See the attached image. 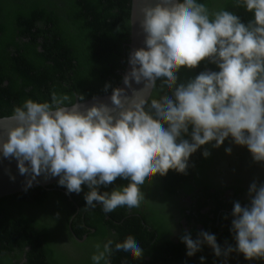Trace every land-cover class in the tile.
Here are the masks:
<instances>
[{
    "label": "clouds",
    "instance_id": "clouds-1",
    "mask_svg": "<svg viewBox=\"0 0 264 264\" xmlns=\"http://www.w3.org/2000/svg\"><path fill=\"white\" fill-rule=\"evenodd\" d=\"M233 5L253 17L244 23L234 12L210 11L199 0H145L140 25L146 48L130 53L131 71L123 78L132 95L115 88L111 107L99 103L83 110L55 93L51 103L29 99L3 118L14 123L0 129V154L15 158L20 174H31L27 187L42 173L59 177L58 185L68 193L79 194L86 185L85 207L101 204L105 213L139 209L145 201L142 189L155 175L185 173L190 156L213 141L220 147L231 137L254 161L264 162V0H233ZM206 60L218 71H202L177 85L181 67L195 68ZM133 81L143 88L134 89ZM165 90L172 95L158 100ZM189 126L190 140L183 138ZM117 178L127 185L99 191ZM249 194L250 207L233 206L236 247L222 251L215 235L201 232L193 240L186 233L181 241L187 256L207 244L217 257L238 251L246 260H264V184L252 183ZM112 245L108 240L101 250L97 244L93 264H110ZM115 250L130 259L144 254L131 237L115 243ZM200 260L203 264L205 257Z\"/></svg>",
    "mask_w": 264,
    "mask_h": 264
},
{
    "label": "trees",
    "instance_id": "trees-1",
    "mask_svg": "<svg viewBox=\"0 0 264 264\" xmlns=\"http://www.w3.org/2000/svg\"><path fill=\"white\" fill-rule=\"evenodd\" d=\"M199 2L210 11H232L244 23L253 17L245 8L234 6L233 0ZM130 8L131 0H0V118L11 116L15 107L29 99L51 103L53 93L67 96L65 104L71 105L76 98L84 101L113 91L129 52ZM202 71L218 68L207 60L195 68L181 67L177 85ZM171 95L165 90L157 99ZM191 130L189 126V135L183 138L190 140ZM231 140L226 138L220 147L214 146L215 141L202 146L190 156L185 173L169 170L165 176L155 175L142 189L145 201L137 210L118 208L105 213L101 204L85 207L86 185L79 194L68 193L58 181L0 197V264H67L63 257L67 250L89 253L90 246L97 244L102 250L108 240L113 241L110 264H200L201 256L203 263L222 264L223 255L217 257L207 244L187 256L181 241L187 232L180 228V234H172L174 217L180 214L191 224L188 233L193 240L208 232L220 247L236 246L231 230L233 206L247 202L241 199L240 180L231 185L210 183V175L215 176L226 160L233 164L251 157L247 147L246 159L238 158V151L228 157ZM204 151L210 155L205 157ZM127 183L117 178L99 191L111 193ZM227 187L233 195H225ZM187 196L190 202L183 201ZM73 233L79 239L86 235L85 242L78 244ZM129 237L144 249L141 259L115 250V243ZM89 257L68 264H93L88 263Z\"/></svg>",
    "mask_w": 264,
    "mask_h": 264
},
{
    "label": "water",
    "instance_id": "water-1",
    "mask_svg": "<svg viewBox=\"0 0 264 264\" xmlns=\"http://www.w3.org/2000/svg\"><path fill=\"white\" fill-rule=\"evenodd\" d=\"M155 2V0H153ZM145 6V0H137L134 4L133 0H131V8H130V35L129 42L127 46L129 47V52L127 56V61L125 63V67L123 70L119 71L121 75V81L116 88H125L126 95L129 97L132 95V91L127 89L126 85L123 83L124 76L131 71V65L129 64V55L131 52L140 49L146 48L145 39L146 33L143 31L140 21L142 20V12L141 8ZM132 86L134 89H142L143 84H136L134 81L132 82ZM111 95L112 91L91 97L84 101H79L76 98V103L81 104L82 110L87 107H91L93 104L104 103L109 107L112 106L111 103ZM150 98V97H149ZM9 117V116H7ZM0 118V129H2L5 125L11 126L14 122L4 120ZM27 163V162H26ZM31 174H20L18 169V162L15 158H5L0 154V197L11 195L14 193L22 192L28 189H32L35 187H45L50 185L56 181H58L59 177H50L49 175L42 173L38 177H36L35 181H33L31 187H27V180L30 179ZM14 178V179H13Z\"/></svg>",
    "mask_w": 264,
    "mask_h": 264
},
{
    "label": "flooded vegetation",
    "instance_id": "flooded-vegetation-1",
    "mask_svg": "<svg viewBox=\"0 0 264 264\" xmlns=\"http://www.w3.org/2000/svg\"><path fill=\"white\" fill-rule=\"evenodd\" d=\"M232 141V140H231ZM231 145L233 146L230 153H228V157H230V154L232 152H239L240 150H244L246 146H240L236 145L234 141L231 142ZM237 162V161H236ZM234 162L233 164L227 160L225 161V166L221 167V170L219 169L217 174L215 176L210 175V183L213 185H223V184H229L233 183L236 180H240V186L242 187V194L241 199L242 201H247L242 207H248L251 205V196L249 194V188L252 183H256L257 186L260 184H264V162H256L253 160L252 155L249 160L245 162ZM231 163L230 165H228ZM209 177V176H208ZM231 185V184H229ZM225 195L231 196L233 195V190L230 187L226 188ZM71 200V199H69ZM183 201H189V196L186 198H183ZM178 206V205H177ZM178 211V209H176ZM178 214V213H177ZM175 218V227L174 232L172 234V237L175 235L180 234V228H183L187 233L189 232L191 228V224L187 222L186 219L181 218L180 214L174 217ZM197 228L201 229V225H197ZM179 232V233H178ZM178 233V234H177ZM73 237H75V234L73 233ZM86 235H83L81 239L76 238V241L78 244H82L86 240ZM175 240V239H174ZM221 247H223V250L226 251L229 247H227L224 244H220ZM96 245L90 246V252L81 250L80 249H73V250H67L69 254L63 255L64 259L66 260L67 264L70 261H80L81 258H88V263H93L91 257L94 254L91 250L96 249ZM236 246H232V248H235ZM63 249H66V247L62 246ZM61 248V249H62ZM59 251V250H58ZM65 254V253H63ZM24 256V255H21ZM20 256V258H22ZM66 257V258H65ZM222 264H264V260H246L242 253H239L238 251H232L227 257L223 256V258L220 260ZM226 262V263H225ZM80 264H83L82 262ZM201 264V263H200ZM203 264H213V263H203Z\"/></svg>",
    "mask_w": 264,
    "mask_h": 264
},
{
    "label": "rangeland",
    "instance_id": "rangeland-1",
    "mask_svg": "<svg viewBox=\"0 0 264 264\" xmlns=\"http://www.w3.org/2000/svg\"><path fill=\"white\" fill-rule=\"evenodd\" d=\"M240 155L242 156L243 159H246V157H247V154L244 152V150L239 151L238 158L240 157ZM241 162H243V160Z\"/></svg>",
    "mask_w": 264,
    "mask_h": 264
}]
</instances>
